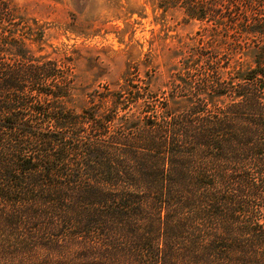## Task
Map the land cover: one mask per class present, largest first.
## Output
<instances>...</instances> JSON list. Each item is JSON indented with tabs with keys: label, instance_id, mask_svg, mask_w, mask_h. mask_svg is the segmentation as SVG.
I'll list each match as a JSON object with an SVG mask.
<instances>
[{
	"label": "trees",
	"instance_id": "1",
	"mask_svg": "<svg viewBox=\"0 0 264 264\" xmlns=\"http://www.w3.org/2000/svg\"><path fill=\"white\" fill-rule=\"evenodd\" d=\"M153 2L194 35L87 91L0 0V264H264V0Z\"/></svg>",
	"mask_w": 264,
	"mask_h": 264
},
{
	"label": "rangeland",
	"instance_id": "2",
	"mask_svg": "<svg viewBox=\"0 0 264 264\" xmlns=\"http://www.w3.org/2000/svg\"><path fill=\"white\" fill-rule=\"evenodd\" d=\"M20 12L44 27L42 53L56 56L74 49L73 78L91 91L114 81L145 60L165 73L167 59L159 48L188 41L197 26L185 23L177 10L163 12L153 0H14ZM156 37L153 47L149 41ZM178 59H175L177 61ZM151 66H140L139 76Z\"/></svg>",
	"mask_w": 264,
	"mask_h": 264
}]
</instances>
